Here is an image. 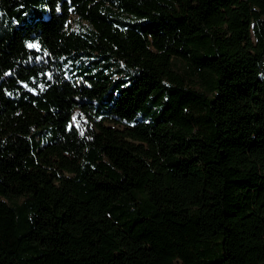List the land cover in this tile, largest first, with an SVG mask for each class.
<instances>
[{
    "label": "trees",
    "instance_id": "1",
    "mask_svg": "<svg viewBox=\"0 0 264 264\" xmlns=\"http://www.w3.org/2000/svg\"><path fill=\"white\" fill-rule=\"evenodd\" d=\"M0 264H264V0H0Z\"/></svg>",
    "mask_w": 264,
    "mask_h": 264
},
{
    "label": "rangeland",
    "instance_id": "2",
    "mask_svg": "<svg viewBox=\"0 0 264 264\" xmlns=\"http://www.w3.org/2000/svg\"><path fill=\"white\" fill-rule=\"evenodd\" d=\"M72 20H73V15L70 16V20H69V23H68V28H70V27L71 28H75V23ZM73 123H76V121L73 120ZM110 125H112L114 127H121V126H123V125H120V124H110Z\"/></svg>",
    "mask_w": 264,
    "mask_h": 264
},
{
    "label": "snow or ice",
    "instance_id": "3",
    "mask_svg": "<svg viewBox=\"0 0 264 264\" xmlns=\"http://www.w3.org/2000/svg\"><path fill=\"white\" fill-rule=\"evenodd\" d=\"M60 9H59V7L57 8V11H59ZM30 49H32V48H35V47H38L37 45H34V44H32V43H28V45H27Z\"/></svg>",
    "mask_w": 264,
    "mask_h": 264
}]
</instances>
